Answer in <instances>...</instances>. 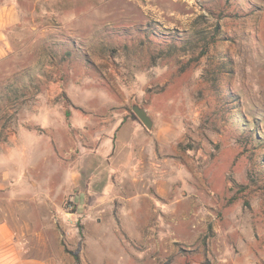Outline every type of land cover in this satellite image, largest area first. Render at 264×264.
<instances>
[{"label":"rangeland","instance_id":"1","mask_svg":"<svg viewBox=\"0 0 264 264\" xmlns=\"http://www.w3.org/2000/svg\"><path fill=\"white\" fill-rule=\"evenodd\" d=\"M42 1L45 14L12 39L35 49L0 65L4 116L7 97L46 87L33 75L41 66L29 64L41 57L70 132L55 156L71 159L66 149L92 146L88 136L97 143L136 102L164 137L154 162L175 161L176 199L185 201L173 241L156 198L139 203L153 208L150 225L130 231L136 198L93 207L62 197L57 264H264V0Z\"/></svg>","mask_w":264,"mask_h":264},{"label":"crops","instance_id":"2","mask_svg":"<svg viewBox=\"0 0 264 264\" xmlns=\"http://www.w3.org/2000/svg\"><path fill=\"white\" fill-rule=\"evenodd\" d=\"M25 1L0 0V65L10 58L19 61L21 54L35 49L31 45H13L12 39L24 37L25 23L31 22L33 16L44 15L49 5L42 0L30 5ZM31 63L41 66L33 75L46 87L23 97H7L6 101L13 102L7 117L0 110V264H57L56 252L63 248L57 246L60 235L55 221L66 214L57 205L62 197H71L76 204L87 199L93 207L105 204L112 196L136 198V208L133 206L127 214L131 227L124 226L130 231L150 225L153 208L139 203L156 198L154 210L166 217L170 231L167 237L175 241L185 201L176 199L175 161L163 158L161 170L154 162L156 147L164 137L153 135L151 129L125 114L118 125L103 127L105 133L97 143L88 136L92 146L81 151V143L73 141L65 153L75 155L68 160L57 158L54 145L59 142L58 136H70V132L62 125L61 110L52 105L56 95L48 93L47 64H42L41 57L33 61L29 58ZM31 81L25 79L24 85ZM2 99L5 100L0 94V105ZM22 101L27 102L24 113L20 111Z\"/></svg>","mask_w":264,"mask_h":264},{"label":"water","instance_id":"3","mask_svg":"<svg viewBox=\"0 0 264 264\" xmlns=\"http://www.w3.org/2000/svg\"><path fill=\"white\" fill-rule=\"evenodd\" d=\"M132 112L137 116L139 122L147 129H151L153 120L147 114L146 110L138 103L133 102L131 106Z\"/></svg>","mask_w":264,"mask_h":264},{"label":"trees","instance_id":"4","mask_svg":"<svg viewBox=\"0 0 264 264\" xmlns=\"http://www.w3.org/2000/svg\"><path fill=\"white\" fill-rule=\"evenodd\" d=\"M132 117L136 120H138L137 116L132 112ZM139 121V120H138Z\"/></svg>","mask_w":264,"mask_h":264},{"label":"built area","instance_id":"5","mask_svg":"<svg viewBox=\"0 0 264 264\" xmlns=\"http://www.w3.org/2000/svg\"><path fill=\"white\" fill-rule=\"evenodd\" d=\"M68 208H70V209L72 208V204L71 203L68 204Z\"/></svg>","mask_w":264,"mask_h":264}]
</instances>
